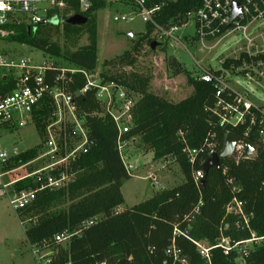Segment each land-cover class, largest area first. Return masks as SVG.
Returning a JSON list of instances; mask_svg holds the SVG:
<instances>
[{
	"label": "trees",
	"instance_id": "trees-1",
	"mask_svg": "<svg viewBox=\"0 0 264 264\" xmlns=\"http://www.w3.org/2000/svg\"><path fill=\"white\" fill-rule=\"evenodd\" d=\"M200 2L167 1L155 18L164 26L182 23L189 12L199 7ZM70 4V8L65 10L62 26L43 23L33 30L27 25H8L7 28L14 29L15 33L6 38L40 49L57 58L56 63L60 65L95 70L98 63L97 12L105 8L108 1L92 0L91 6L84 12L80 11L79 0H71ZM78 14L87 17V22L69 23L68 19ZM59 31H62L63 45L59 39H54ZM153 32L154 27L146 24V31L133 49L105 61V65L118 63L122 67H133L140 44L145 41L151 47L156 40ZM85 34L87 42L80 44ZM59 57L63 61L58 60ZM168 69L174 70L172 75L186 72L193 86L190 95L179 101H170L152 89L151 74L136 70L103 71L101 75L141 95L126 138L133 141L138 138L139 145L152 151L156 160L173 155L185 181L132 207L118 210L125 202L121 190L123 182L131 175L117 148V129L109 117L88 116L94 143L70 164V171L75 174L73 181L58 190L40 192L30 205L17 210V213L21 220H31L25 233L32 245L51 242L56 233L65 229L74 231L87 219L98 217V221L65 243L51 242V262L42 264H180L167 252L173 241L189 264H204L197 246L184 234L185 230L190 237L211 246L217 243L222 231L235 240L250 238L252 232L257 237L264 236V148L258 147L254 155L239 161L233 157L222 159L220 170L211 168L205 183L195 182L194 172L202 168V161L208 156L202 154L192 164L183 148L185 145L201 148L216 131L220 141L219 153L226 131L210 121V113L206 110L214 102V85L188 75L175 57H169ZM13 88L12 77L0 78V94L9 93ZM86 98L84 96L82 100ZM83 107L92 110L97 103L90 96ZM46 118L45 110L37 111L34 116L41 137L45 132ZM179 131L182 135L178 134ZM38 149L36 146L22 151L9 159L2 169H14L31 161L38 155ZM229 178H233L238 186L236 193L228 184ZM14 186L20 191L35 188L37 184L33 179H25ZM234 196L244 201L246 212L251 215V229L238 227L237 217L226 215V205ZM175 227L181 232L175 233ZM212 255L214 264H264V239L251 249L244 261L237 250L226 254L217 247L212 250Z\"/></svg>",
	"mask_w": 264,
	"mask_h": 264
},
{
	"label": "built area",
	"instance_id": "built-area-1",
	"mask_svg": "<svg viewBox=\"0 0 264 264\" xmlns=\"http://www.w3.org/2000/svg\"><path fill=\"white\" fill-rule=\"evenodd\" d=\"M107 1L114 3L117 0ZM124 1L127 8L124 18L133 21L140 17L145 24H151L156 40L165 42L169 47H172L173 43H181L177 32L187 24L189 18H193L194 42H197L202 54L201 59H195L200 70L196 79L212 83L215 87L214 102L206 108L211 116L210 121L226 131L225 137L229 132L240 136L230 156L236 161L246 157L245 140H251L255 145L251 155L257 152L258 147L264 148V99H258L254 92L246 87L240 90L233 87L235 77L242 76L248 84L264 89V0H201L199 7L188 13L186 22H176L170 26L161 25L155 16L167 1L172 0ZM70 2L71 0H0V37L6 38L15 33L14 29L7 28L8 25H27L33 30L43 23L61 25L65 10L70 8ZM234 2L241 4L235 17ZM91 4L92 0H79L80 11H86ZM67 16H70V13H67ZM121 19L119 15L114 16L115 21ZM229 37H236V41L231 52L219 60L220 69L208 68L206 63L211 54ZM7 76L13 78L14 88L9 93L0 94V177H7L2 181V185L6 192H9L10 204L16 211L30 205L40 192L58 190L73 181L75 174L70 171V164L82 153L87 152L94 143L88 116L109 117L113 120L117 129L118 151L129 174L132 175L131 170L135 166L125 162L124 154L133 139H127L126 134L132 128L133 111L141 95L115 80L104 79L97 69L67 67L49 58L35 61L31 58L18 59L0 54V78ZM84 96H87L85 101L82 100ZM90 96L97 103V107L85 110L83 104ZM41 110L47 111V118L38 155L19 167L3 170V165L9 159L22 152L16 150L10 155L6 151L3 145L6 134L30 124L35 125L34 116ZM178 134L182 135V131ZM219 143L218 133L214 131L201 148L185 145L183 152L194 164L202 154L209 157L218 153ZM170 158L176 160L170 155L164 163ZM205 161H202V168L194 172V180L197 183L204 178ZM27 167L31 168L24 173L20 172ZM150 177L153 178V175L150 174ZM25 179H33L37 186L17 191L14 185ZM228 184L233 193L238 191L233 178L228 179ZM262 187L264 189V181ZM198 209L199 206L196 212ZM226 215L237 217L238 227L251 229V215L246 212L244 201L239 197L234 196L226 205ZM97 221L98 217L90 218L83 221L74 231L65 229L58 232L51 242L65 243ZM21 223L24 225L26 220L22 219ZM180 232L175 227V233ZM184 234L197 246L204 264H214L212 250L217 247L226 254L237 250L240 259L244 261L251 249L264 239V236L257 237L252 232L250 238L235 240L222 231L217 243L211 246L190 237L188 230H185ZM51 242L44 241L33 245L38 264L51 262L50 254L42 255L43 250L51 247ZM167 252L173 256L174 261L189 264L187 259L180 255L181 251L175 241Z\"/></svg>",
	"mask_w": 264,
	"mask_h": 264
},
{
	"label": "rangeland",
	"instance_id": "rangeland-1",
	"mask_svg": "<svg viewBox=\"0 0 264 264\" xmlns=\"http://www.w3.org/2000/svg\"><path fill=\"white\" fill-rule=\"evenodd\" d=\"M126 14L127 8L124 0L108 3L105 8L97 12L98 63L96 69L98 72L136 70L144 74H151L152 89L170 101H179L190 95L193 86L188 81L186 72L172 75L174 70L168 69V60L169 57H175L188 71V75L195 79L200 74L195 59H201L202 54L199 51L197 42H194L195 21L193 18H189L187 24L183 25L177 32L181 38L180 44L173 43V46L169 47L165 42L157 40L159 42L158 46L152 49L144 41L140 44L139 52L135 53L137 62L133 67H122L118 63L105 65V61H111L125 51L132 50L135 43L146 31V24L140 17L133 21H127L124 18ZM115 15L121 16L122 19L115 21ZM54 39H59L61 45H63L62 31L54 35ZM235 41L236 37L223 40L211 54L206 63L207 67L215 70L220 69L219 60L231 52ZM86 42L87 34L81 38L80 44ZM0 54L18 59L25 57L42 61L49 58L57 61V58L40 49L11 41L5 37H0ZM58 60L63 61L60 57ZM65 66L72 67L73 65L65 64ZM233 87L237 90L246 87L254 92L258 99H264V89H258L255 85L248 84L242 76L235 77ZM40 142L41 135L35 125L30 124L27 127L7 133L3 145L11 155L16 150L24 151L32 147H39ZM124 155L125 162L128 164L133 163L135 168L131 170V177L123 182L121 190L125 202L119 207L121 209L132 207L158 192L185 181V176L176 160L170 158L167 163H164L165 159H154L153 152L141 147L138 138L129 143ZM28 168L31 167L23 168L20 172L24 173ZM150 174L153 175V178L150 177ZM6 178L0 177V264H38L37 257L33 252L34 246L28 242L25 233V228L31 224V220L26 219V223L22 225L17 211L10 204V194L6 192L2 185V181ZM49 252V249H45L42 251V255L49 254Z\"/></svg>",
	"mask_w": 264,
	"mask_h": 264
},
{
	"label": "water",
	"instance_id": "water-1",
	"mask_svg": "<svg viewBox=\"0 0 264 264\" xmlns=\"http://www.w3.org/2000/svg\"><path fill=\"white\" fill-rule=\"evenodd\" d=\"M233 7H234L233 17H235L239 13L241 4L239 2H234ZM87 20H88L87 17L80 15V14L74 15L68 19L69 23H72V24H84L87 22ZM186 21H187V17L184 18V22ZM158 44L159 42L157 40H154L152 42L151 48L155 49L158 46ZM239 140H240V136H238L237 134L233 132H229L226 135L222 150L219 153L212 154L204 162L203 164L204 178L201 180V183L206 182V176L211 168L215 167L218 170H220L221 160L232 156L235 145ZM245 144H246V156H250L252 152L255 150V145L253 141L251 140H245Z\"/></svg>",
	"mask_w": 264,
	"mask_h": 264
},
{
	"label": "crops",
	"instance_id": "crops-1",
	"mask_svg": "<svg viewBox=\"0 0 264 264\" xmlns=\"http://www.w3.org/2000/svg\"><path fill=\"white\" fill-rule=\"evenodd\" d=\"M133 165V163H131ZM119 210H122L121 208H119Z\"/></svg>",
	"mask_w": 264,
	"mask_h": 264
}]
</instances>
